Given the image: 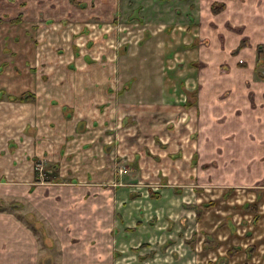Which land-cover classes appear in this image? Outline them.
<instances>
[{"label": "crops", "instance_id": "0c3cea01", "mask_svg": "<svg viewBox=\"0 0 264 264\" xmlns=\"http://www.w3.org/2000/svg\"><path fill=\"white\" fill-rule=\"evenodd\" d=\"M134 2L140 16L127 35L122 26L127 40L115 24L101 35L102 46L116 43L110 61L57 65L55 74L68 77H39L33 102L7 98L30 90L28 72L0 65L7 93L0 100V205L19 199L35 208L58 238L60 264H112L127 186L150 182L162 198L172 186L166 182H188L193 198L185 207L200 209L203 238L193 263L261 264L264 238L239 235L219 207L221 196L233 194L221 192L222 181L229 188L264 182V76L257 78L264 75L257 57L264 0ZM216 3L222 8L214 11ZM49 163L57 173L40 180L34 166ZM207 185L217 188L211 199L201 189ZM259 199L230 208L264 219L253 212ZM7 208L0 210V264H38L37 240Z\"/></svg>", "mask_w": 264, "mask_h": 264}, {"label": "rangeland", "instance_id": "374dc122", "mask_svg": "<svg viewBox=\"0 0 264 264\" xmlns=\"http://www.w3.org/2000/svg\"><path fill=\"white\" fill-rule=\"evenodd\" d=\"M134 6H136L134 0H130V4L125 0H0V65H16L18 73L21 72V67L23 70L25 68L28 72L30 90L23 93L34 95L33 100L11 101H35L36 95L33 90L42 89L33 85L39 77H68L67 71H58L60 73L55 74L54 68L57 65H67L71 68L72 65L86 62L100 65L102 61H110L116 43L106 42L102 46L101 35L108 33L110 30L106 29L114 24L119 26L117 30L119 37L122 35V26L125 27L123 32L126 35L131 32L133 23L140 16L138 11L132 13ZM221 8L219 3L212 7L214 11ZM104 10L106 18L102 17L105 15ZM104 37L106 38L105 35ZM124 38L126 37L122 36L119 39ZM122 43L127 48L132 44L131 41ZM87 49L95 52L89 54ZM103 52H106L108 58H105L106 54L101 55ZM77 54L79 61L76 63ZM257 57L264 62V45L257 48ZM5 67H2L0 73L4 72ZM52 88V85L47 84L43 90L50 93ZM6 94L5 88L0 89V100ZM10 96L7 95L9 100ZM222 162V168H225L227 162ZM42 166L39 164L34 166L35 176L44 181L53 180L57 169L54 171L48 169L50 163ZM163 168L165 169L164 166ZM124 171L123 168L119 169L120 173ZM254 172L258 170L255 168ZM149 183L141 182L139 185L127 186L128 189L120 199L121 205L118 203L117 240L112 264H194L195 249L199 250L203 238L201 235L197 236L196 231L200 209L185 207L192 205V188L186 186L189 185L188 182H166L172 185L170 187L173 185L179 187L174 189L175 193L172 188L165 187L161 198L160 195H155L154 190L148 186ZM224 184L229 183L221 182V192L227 188L233 194L227 199L221 196L220 215L232 216L239 235H248L249 239L254 240L264 238V219L256 215L252 218L239 216L230 208L233 205L245 207L247 205V208H251L255 196L260 195V204L254 206L253 212L258 215L264 213V182L257 181L250 183L251 186L232 188L223 186ZM178 189L182 190L179 192ZM201 189H205L209 199L217 190V188L212 190V186L208 185ZM4 205V203L0 205V210L7 206L13 209L16 219L33 233L38 243V259L40 257L38 264H60L58 259L61 256V246L44 217L35 208L27 207L26 202L19 199H13L12 202L6 203L7 206ZM242 219L246 220V224L241 225ZM211 243L212 241L208 245ZM229 255L228 252L227 256ZM257 255L259 258L257 262L264 264V245L259 247Z\"/></svg>", "mask_w": 264, "mask_h": 264}, {"label": "trees", "instance_id": "16d2710c", "mask_svg": "<svg viewBox=\"0 0 264 264\" xmlns=\"http://www.w3.org/2000/svg\"><path fill=\"white\" fill-rule=\"evenodd\" d=\"M10 100H19V101H29L34 99V95L29 93H23L22 95L16 97V96H10Z\"/></svg>", "mask_w": 264, "mask_h": 264}, {"label": "built area", "instance_id": "2783aa9c", "mask_svg": "<svg viewBox=\"0 0 264 264\" xmlns=\"http://www.w3.org/2000/svg\"><path fill=\"white\" fill-rule=\"evenodd\" d=\"M240 62H242V61H240Z\"/></svg>", "mask_w": 264, "mask_h": 264}]
</instances>
